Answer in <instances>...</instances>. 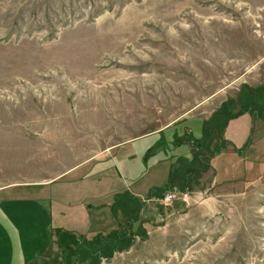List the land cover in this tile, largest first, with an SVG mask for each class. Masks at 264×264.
<instances>
[{"label":"rangeland","instance_id":"rangeland-1","mask_svg":"<svg viewBox=\"0 0 264 264\" xmlns=\"http://www.w3.org/2000/svg\"><path fill=\"white\" fill-rule=\"evenodd\" d=\"M242 97L264 100V0H0V187L150 132H189L169 160L137 143L113 169L116 199L131 188L144 202V186L158 185L145 171L192 159L202 123L227 100L237 112ZM233 130L244 142L205 161L184 191L196 202L175 209L178 191L148 202L164 210L148 233L99 264H264V113ZM211 141L209 151L221 146ZM93 160L81 170L105 159ZM131 164L137 175H121Z\"/></svg>","mask_w":264,"mask_h":264},{"label":"crops","instance_id":"crops-1","mask_svg":"<svg viewBox=\"0 0 264 264\" xmlns=\"http://www.w3.org/2000/svg\"><path fill=\"white\" fill-rule=\"evenodd\" d=\"M246 117L248 118L250 115L244 113L228 121L223 130L222 137L231 148L232 145L236 146L238 141L244 142L242 137L236 136L233 126L235 123H241ZM241 119H243L241 122H237ZM168 129H172L170 134L173 139L171 140L169 137L163 140L160 136L163 134L166 138ZM173 132L174 128L172 127L150 132L103 149L93 156L84 158V161L76 166L59 173H44L43 178L33 179L34 181L24 185L12 184L0 187V264H30L35 260L51 258L59 251L57 244L59 234L87 241L107 236L117 229L115 219L117 217L124 222L125 228L130 232L134 229L135 223L138 220L141 221L142 227L135 233V237H138L139 233H148L147 228L157 221L156 217L164 210L162 206V208L158 207V211L153 215L148 210L147 204L154 201L158 205L159 203L164 205L161 203V198L146 199L142 202L136 221H125L122 213L115 208L117 194L112 190L115 173L113 169L115 168L116 171V165L124 161L126 156L132 154L133 150L129 151L128 147L137 149V143H154L155 154L161 157V161L171 159L170 153L175 146L170 148V144L176 145L177 140H180L183 142L181 146H185V140L188 138L186 136L189 133L183 131L177 134ZM197 136L199 137V135ZM224 154L226 155V152ZM102 156L105 160L98 163L99 167L88 171L81 170L94 162L93 159ZM155 165L156 163L152 167ZM170 167L171 165L166 168L160 167V170L152 171L151 169L150 173L147 169L145 175H150L151 182L162 186L168 180ZM110 171L113 172L111 176ZM165 171H168L167 177L164 175ZM119 172L121 175L126 174L129 177L137 175L133 164L123 169L120 168ZM139 174L138 176L141 178L144 171H140ZM234 182H239V180H234ZM234 182L232 183L235 184ZM223 184L222 186H224ZM158 185L150 187L145 185L143 190L150 192L152 188L160 187ZM128 190L138 200V197L142 196L137 189L130 188ZM181 195L183 201L181 200L179 204L175 203V209L184 206L185 202L187 206H189V202H196L191 199L187 201L186 192ZM170 222L168 221L163 228L167 227Z\"/></svg>","mask_w":264,"mask_h":264},{"label":"trees","instance_id":"trees-1","mask_svg":"<svg viewBox=\"0 0 264 264\" xmlns=\"http://www.w3.org/2000/svg\"><path fill=\"white\" fill-rule=\"evenodd\" d=\"M238 103L240 109L232 113L230 110L233 107V101L222 102L210 119L202 123L201 138L203 137L204 140L200 149L192 150V159L176 158L174 163L171 164L167 182L160 187L152 188L147 199H160L167 191L184 192L196 186L197 183L194 179L197 175L196 172L208 169L209 163L205 161L224 151L229 144L222 139L223 130L228 121L244 113H249L252 116L257 115L258 118H260L261 113H264V100H257L256 97H242ZM215 138L217 141H221V146L215 144L214 149L209 151L208 147L212 142L211 140ZM196 141H199V139L196 138ZM206 141H209V144L205 145ZM203 148L208 153L207 155L203 156L198 153ZM141 206L142 202L128 192L120 195L115 200V208L122 213L125 221H136ZM135 235L133 236L132 232L120 224H117V229L114 232L93 241L77 240L68 235L59 234L57 238L59 251L47 260L39 259L30 264H49L50 262L53 264H99L103 257H109L108 255L112 253L127 251L133 245ZM137 235L145 236L142 233Z\"/></svg>","mask_w":264,"mask_h":264},{"label":"built area","instance_id":"built-area-1","mask_svg":"<svg viewBox=\"0 0 264 264\" xmlns=\"http://www.w3.org/2000/svg\"><path fill=\"white\" fill-rule=\"evenodd\" d=\"M176 194H179L177 191H167L161 198V203L167 205L170 201L176 198Z\"/></svg>","mask_w":264,"mask_h":264}]
</instances>
